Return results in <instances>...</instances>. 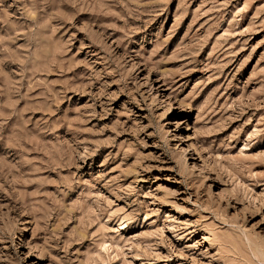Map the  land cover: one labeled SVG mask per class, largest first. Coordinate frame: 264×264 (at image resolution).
I'll return each mask as SVG.
<instances>
[{
	"label": "rangeland",
	"instance_id": "1",
	"mask_svg": "<svg viewBox=\"0 0 264 264\" xmlns=\"http://www.w3.org/2000/svg\"><path fill=\"white\" fill-rule=\"evenodd\" d=\"M0 264H264V0H0Z\"/></svg>",
	"mask_w": 264,
	"mask_h": 264
}]
</instances>
